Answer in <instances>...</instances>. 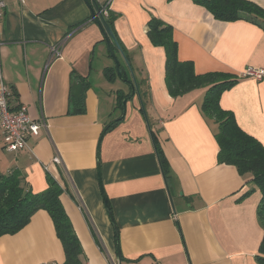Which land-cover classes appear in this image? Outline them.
Returning a JSON list of instances; mask_svg holds the SVG:
<instances>
[{"label": "crops", "instance_id": "crops-1", "mask_svg": "<svg viewBox=\"0 0 264 264\" xmlns=\"http://www.w3.org/2000/svg\"><path fill=\"white\" fill-rule=\"evenodd\" d=\"M264 10V0H247ZM0 18L1 72L12 92L11 107L28 108L43 121L17 153L3 152L0 172L13 170L32 192L55 179L61 204L81 246V264H261V195L250 174L219 164L216 126L200 112L205 89L173 98L165 85V54L147 37L156 18L172 27L180 61L196 74L238 76L264 70V31L251 22H222L192 0H111L113 31L131 72L144 90L127 102L119 119L117 93L130 90L107 81L114 66L100 28L84 0H3ZM62 43V58L50 47ZM83 84L82 114L71 115L72 84ZM219 104L241 130L264 146V78L240 79ZM150 125V127H149ZM156 137L164 168L151 137ZM101 185L116 231L103 203ZM58 156L62 165L52 163ZM250 192V193H248ZM248 193V194H247ZM64 254L45 211L36 212L14 235L0 237V264H61Z\"/></svg>", "mask_w": 264, "mask_h": 264}, {"label": "trees", "instance_id": "trees-1", "mask_svg": "<svg viewBox=\"0 0 264 264\" xmlns=\"http://www.w3.org/2000/svg\"><path fill=\"white\" fill-rule=\"evenodd\" d=\"M87 1L89 3V6H87L91 13L92 1L96 2L100 12L107 0ZM192 1L205 8L215 20L222 22L245 20L258 25L264 31V10L252 2L247 0ZM99 12L97 15H101ZM105 18L113 31L114 14L109 11ZM147 28V37L150 43L164 50V75L168 94L173 98H177L200 88L205 89L204 97L200 105V112L205 120L216 126L214 139L218 146V163L234 166L240 175L250 174L254 184V188L250 192L257 190L261 195L257 206V218L261 223L263 233L258 247L257 259L261 264H264V146L255 138L241 130L233 114L223 110L219 104L221 95L235 86L240 79L229 74L218 72L196 74L192 62L180 61L178 59L177 43L173 39L171 26L156 18H152L149 20ZM118 53L120 54V52L114 50L115 56ZM122 56L124 57V53ZM130 72L132 71L130 70ZM120 73L122 78L128 81L124 83L128 85L131 91L130 83L132 80L130 81L121 65ZM104 75L109 82L118 78L115 66L105 70ZM135 83L142 109H144V90L140 88V84L136 79ZM83 86L80 83L81 95L77 100L72 98L73 92H71L70 104L73 103L74 105L73 112H70L71 115L83 113V109L80 108L85 87ZM130 91L127 94L117 93L116 107L121 112L120 116H122V100L130 94ZM112 122L106 124L103 129V131L106 129L105 133L113 129L121 120L117 119L116 121L114 120V123ZM150 133L159 158V163L164 168V159L160 154L156 137L152 134V130H150ZM62 193L63 188L53 178L48 179L47 187L44 190L32 192L18 171L13 170L6 174L0 172V237L16 234L28 225L36 212L45 211L53 223L55 234L62 246L64 261L61 264H81V246L61 204L60 196ZM106 205L107 214L116 231L107 201Z\"/></svg>", "mask_w": 264, "mask_h": 264}, {"label": "built area", "instance_id": "built-area-1", "mask_svg": "<svg viewBox=\"0 0 264 264\" xmlns=\"http://www.w3.org/2000/svg\"><path fill=\"white\" fill-rule=\"evenodd\" d=\"M111 0L100 10L99 14L107 17ZM4 2L0 0V18L4 12ZM2 43L0 40V49ZM62 43L50 47V59L59 60L62 58ZM238 79L252 78L260 81L264 78V70H244L236 76ZM12 92L5 84L1 72L0 61V147L8 153H17L27 147L28 136H36L40 127L45 126L43 121H34L28 114V108L20 104L16 109L11 107ZM52 163L62 165L58 156L52 158Z\"/></svg>", "mask_w": 264, "mask_h": 264}, {"label": "water", "instance_id": "water-1", "mask_svg": "<svg viewBox=\"0 0 264 264\" xmlns=\"http://www.w3.org/2000/svg\"><path fill=\"white\" fill-rule=\"evenodd\" d=\"M84 1L89 6L88 1L87 0H84ZM91 8H92L91 16L93 18L94 23L100 28V30L102 32V35L104 37V40H105V43H106V46H107V51H108L111 59L113 60L117 77H118V79L122 80L123 82H128L127 80L122 78L121 73H120V63H119L117 57L114 54V50H116V51L120 52V54L123 55V52H122L121 47H120V44H119L117 38L115 37L113 31L109 27V25H108V23L106 21V18L104 16H102V15H97V13L99 12V7H98V5L96 4L95 1L91 2ZM131 76H132V82L130 83V87H131L130 94L126 98H124L122 100V103H121V105H122V116L119 118V120H121V121L124 119L127 102L132 100L134 98V95L138 96L137 87H136L135 79H134V76H133L132 72H131ZM72 89H73L72 98L77 100L80 97V95H81V87H80V85L78 84L77 81L73 82ZM73 106H74L73 103L70 104V110L71 111L74 108ZM142 111L144 112V109H142ZM112 123H114V121ZM105 130L102 132V134L100 136V139H99V142H98V149H99V146H100L101 139H102L103 135L105 134ZM97 163H98V165H97L98 184H99V188H100V191H101L103 203H104L105 208L107 210L106 198H105V195H104V192H103V188H102V185H101V166H100V159H99V155L98 154H97ZM115 251H116V254H117L118 263L121 264L122 256H121V251H120V247H119L118 240H117V234H115Z\"/></svg>", "mask_w": 264, "mask_h": 264}, {"label": "rangeland", "instance_id": "rangeland-1", "mask_svg": "<svg viewBox=\"0 0 264 264\" xmlns=\"http://www.w3.org/2000/svg\"><path fill=\"white\" fill-rule=\"evenodd\" d=\"M2 151H0V154H3V153H1ZM3 152H4V150H3ZM6 152V151H5ZM1 161H2V158H0V166H1Z\"/></svg>", "mask_w": 264, "mask_h": 264}]
</instances>
